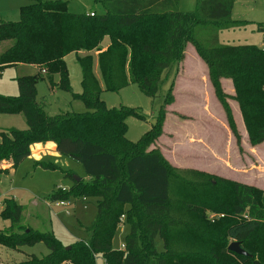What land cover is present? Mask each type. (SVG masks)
<instances>
[{"label":"trees","instance_id":"1","mask_svg":"<svg viewBox=\"0 0 264 264\" xmlns=\"http://www.w3.org/2000/svg\"><path fill=\"white\" fill-rule=\"evenodd\" d=\"M96 1L102 13L75 14L62 0H27L20 7L19 20L0 22V41L11 42L0 52V72L16 65L40 68L35 74L17 77L18 95L0 94V114H23L26 121L25 127L0 129V161L11 158L17 167L29 157L33 143L53 139L60 154L82 165L86 177L77 180L71 169L36 161V166L60 168L64 177L72 179L69 188L60 187L49 195L50 203L97 198L95 219L85 227L90 238L66 248L53 231L23 225V206L14 197H6L1 214L11 219V229H0V238L12 247L43 242L49 249L46 255L32 254L14 264H97L99 256L104 264H264V190L175 168L157 148H150L162 134L167 105L174 101L176 75L189 45L206 64L209 82L237 144L242 140L228 102L231 97L241 109L249 143L264 142V49L220 40L222 30L247 25V20L232 15L235 0H197L193 10L180 9V0ZM258 29L264 31V23ZM105 37H109L108 48L98 60L107 89L136 83L146 96L155 98L170 79L155 122L137 141L126 138V121L131 116L147 120L148 115L139 107H108L98 83L91 82L97 81L94 57L79 54L99 50ZM68 52H75L82 65L80 93L71 89ZM39 79H45L50 90L69 91L86 109L50 115L45 97L37 98ZM223 79L232 81L234 95L226 93ZM26 102L40 114V124L27 115ZM87 121L99 124L95 132H86L85 125L91 126ZM51 125L72 134L49 136ZM216 189L233 195L230 208L224 209L232 215L222 236L205 209L209 205L223 210L207 201ZM124 222L129 232L124 247L115 249L113 239ZM232 240L240 241L250 255L230 251Z\"/></svg>","mask_w":264,"mask_h":264},{"label":"rangeland","instance_id":"2","mask_svg":"<svg viewBox=\"0 0 264 264\" xmlns=\"http://www.w3.org/2000/svg\"><path fill=\"white\" fill-rule=\"evenodd\" d=\"M62 1H66L68 10L75 14L89 13L92 10H96L98 13L103 12L102 5L96 0ZM21 2L22 4L29 3L24 0H21ZM8 6L9 3L7 0H0L1 19L8 21L19 20L20 12H15L13 15L10 12L11 9L7 8ZM196 6L197 0H180V9L182 10H193ZM233 10L234 14L232 13V15H236V17L240 15L241 18H244L241 20H247V25L222 30V41L228 44H262L263 32L258 29V26L259 23L264 22V0H235ZM10 44L11 42L9 40L0 41V52ZM107 44H109V37L104 38L100 45L101 48L98 50L99 52L94 53V67L96 65L95 61L99 59L101 51H105L108 48L104 49ZM85 52L89 54L91 51ZM65 60L70 73L72 92L80 93L83 89V69L79 58L75 52H68ZM117 64L119 65V63ZM185 69L188 71H185ZM35 73L36 68L32 65L5 68L0 72V94L18 95L19 86L17 77ZM97 73L98 76L93 71V75L97 81L91 79V82L94 85L98 83L100 86L99 90H101V98L108 107H139L148 115L147 120H141L131 116L126 121V138L131 141H137L149 129L150 124L155 122L157 110L164 101L170 79L162 86L158 96L151 98L146 96L136 83L123 85L118 90L107 89L106 79L100 71L98 61ZM207 74L206 64L201 57H198L196 49L189 45L186 58L176 75L173 91L174 101L172 104L167 105L162 134L150 148H157L175 168L194 169L206 172L215 176V178L237 181L232 179L235 177L234 172H232L233 174L228 172V163H232V156L235 159H239L238 157L240 155L244 158L243 143L239 146L236 141L234 143V140L233 143L232 140L230 142L228 141V134H232V131L229 127L225 110L215 96ZM223 83L226 93L231 96L234 95L232 81L224 79ZM202 93L204 95L203 100L206 101L208 109L217 120V123L213 126L218 127V131L214 127L212 129L207 124L209 122L207 118H204L206 112L200 110L202 105L200 104V96ZM43 97H45L46 111L50 115L86 109L83 101L73 99L69 91L56 89V91L51 93L48 82L45 79H39L37 82V98L40 100ZM228 102L232 109L236 127L241 135V140L243 141L245 138L249 141V134L238 102L232 97ZM38 115L40 116V114ZM201 117L204 122H202ZM33 118L35 117L33 116ZM87 122L92 127L85 125L86 132H95L99 124L90 121ZM25 126L26 121L23 114H0V129L10 127L21 128ZM107 126L112 127L113 125ZM71 131L74 132L75 128H71ZM211 134L212 136H210ZM206 146L208 148L213 147L216 152L218 151L221 155V157L219 156L220 159L215 157L212 151ZM262 154L264 156V152ZM61 156L58 157V160L55 157H47L42 161L55 163L63 169H74L81 177H86L81 164L66 155ZM185 158L189 162L186 164L196 166L197 168L186 166L182 162V159ZM35 162L28 157L19 166L13 167L11 158L0 161V229H11V219L2 215L1 212L4 209V199L6 197H14L23 206V225L40 231H53L55 236L66 248L71 247L77 240L89 239L91 235L86 231L85 227L90 226L95 219L97 213V198H70L63 205L60 202L49 203V195L60 187L67 188L68 183H71L72 179L64 177L60 168L45 169L36 166ZM9 169L10 171H7ZM216 183L217 180L213 181V184ZM219 190L216 189L213 191L207 201L223 210H220L221 212L215 211L209 205L205 209L207 218L216 221L219 226L218 231L222 236L226 224L231 220L230 215H232L230 211L224 209L225 207L230 208L233 202V195L226 190ZM129 228L127 222L119 225L113 239L115 249L123 248ZM233 241L235 240L228 241L229 245ZM21 247L22 250H19L18 247H12L7 240L0 238V264L21 263L27 258H30V254L27 253H35L38 256H42L49 252V249L43 242H38L34 245H23ZM162 248V242L159 239V249L161 250ZM62 264L73 263L64 262ZM97 264H104V259L101 256L97 258Z\"/></svg>","mask_w":264,"mask_h":264},{"label":"crops","instance_id":"3","mask_svg":"<svg viewBox=\"0 0 264 264\" xmlns=\"http://www.w3.org/2000/svg\"><path fill=\"white\" fill-rule=\"evenodd\" d=\"M7 1L9 3V6L7 8L11 9L10 12H12L13 15L15 14V12H20V7L25 5V3L22 4L21 0H7ZM24 1H27V0H24ZM233 14H234V10H233ZM237 16L238 17H236V15H233V17L235 19H240V20L244 19V18H241L240 15H237ZM1 18L2 17H0V22L8 21V20L1 19ZM261 23H264V22L262 21ZM261 32H263V40H264V31H261ZM220 40H221V42H223L221 39V32H220ZM223 43H225V42H223ZM107 46H108V44L104 47V49L107 48ZM98 52H99L98 50H93L88 55L93 56L94 53H98ZM79 54L86 55L87 52L80 51ZM197 55H198V53H197ZM198 57L200 58L199 55H198ZM97 61L99 63V60H97ZM97 61H95L96 62L95 67L96 68L94 67V72L98 76ZM28 65L34 66L36 68V73L40 69L39 66H37V65H33V64H28ZM19 66H25V65H16V66H12V67H19ZM185 71H188V70L185 69ZM223 81H224V79H223ZM54 91H56V89H52L51 93H53ZM183 94L187 95L186 93H183ZM203 96L204 95L202 93V95L200 96V104H202L200 110H203L206 112L205 116L204 115L203 116H204V118H207V121L209 122L207 124L212 129L215 128V130L218 131V127L213 126L214 124L217 123V120H216V118H214V115L208 109L206 101L203 100ZM25 109H26L27 115L31 116L32 118H33V116L35 117V118H33V120L35 121V124L41 123V117L34 111L32 106L28 102L25 103ZM82 111H84V110H82ZM202 122H204L203 118H202ZM69 132L70 131L63 130L62 128H59L56 125H51L47 131V135L57 137L61 134L69 133ZM70 134H72V132H70ZM212 134L210 136H212ZM215 136H216V134H215ZM231 140H232V143H233V140H234V143L236 141L232 134H230V135L228 134V141L230 142ZM200 142L202 143V141H200ZM242 143H243L244 158L241 155H240V157H238L239 159H237V158L235 159V157L232 156V158H231L232 163H228V166H229L228 172H230V173L234 172L235 177L232 179L237 180L239 182H243V183L252 185V186L259 187V188L264 190V156L262 154V152H264V142L253 146L251 143H249V141H247V139L244 138ZM206 147L208 148V146H206ZM208 149L210 151H212V153L215 157L220 159L221 155L219 154L218 151L216 152L213 147L212 148L209 147ZM61 155L62 154H60L59 151L57 150V146H56L55 141L53 139H48L45 141H37V142L33 143L31 145V154L29 155V158L32 159L34 162L35 161H42L44 158H47V157H55L58 160V157H62ZM182 160H183L182 162L185 163L186 166L197 168L196 166H191V165L186 164V163H189V162H187L186 158L182 159ZM10 169L7 171H10ZM71 170H73L75 172L74 178L79 177V180H80L81 176L77 173V171H75L74 169H71ZM228 178H230V177H228ZM71 185H72V182L68 183L67 188H69ZM48 202L50 203V201H48ZM18 249L22 250V247H18ZM27 254L32 255L35 253H27ZM1 264H3V263H1Z\"/></svg>","mask_w":264,"mask_h":264},{"label":"water","instance_id":"4","mask_svg":"<svg viewBox=\"0 0 264 264\" xmlns=\"http://www.w3.org/2000/svg\"><path fill=\"white\" fill-rule=\"evenodd\" d=\"M77 180H79V177H76ZM70 248V247H68ZM228 249L236 254L243 255V256H249L250 254L242 247L240 241H233L230 243Z\"/></svg>","mask_w":264,"mask_h":264},{"label":"built area","instance_id":"5","mask_svg":"<svg viewBox=\"0 0 264 264\" xmlns=\"http://www.w3.org/2000/svg\"><path fill=\"white\" fill-rule=\"evenodd\" d=\"M91 15H94V12H91ZM263 49H264V40H263V42H262V44L260 45ZM62 205L63 204H66V201H59ZM123 247H124V245H123Z\"/></svg>","mask_w":264,"mask_h":264}]
</instances>
